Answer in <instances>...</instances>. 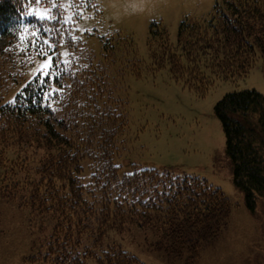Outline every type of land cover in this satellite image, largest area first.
Here are the masks:
<instances>
[{"label": "trees", "instance_id": "16d2710c", "mask_svg": "<svg viewBox=\"0 0 264 264\" xmlns=\"http://www.w3.org/2000/svg\"><path fill=\"white\" fill-rule=\"evenodd\" d=\"M31 4L0 0V38L9 39L3 51L17 66L11 79L23 81L28 68L44 58L42 50L56 57L60 75L36 74L14 103L2 102L0 92V193L29 208L31 220L53 222L50 238L33 255L35 264H146L105 242L130 224L153 231L155 248L167 257L197 262L201 248L228 226L231 201L199 176L148 167L120 173L117 159L129 120L109 68L132 61L128 38L120 44L106 38L97 61L71 33L61 10L57 19L42 20L29 15ZM150 33L153 66L168 65L178 81L203 96L216 81L243 78L259 56L264 60V0H221L207 16H186L177 45L157 21ZM46 39L55 41V50ZM62 42L69 47L68 64L59 56ZM132 62L139 74V61ZM1 84L0 78V90ZM214 110L226 135L234 184L254 214L264 197V93L229 92ZM33 144L45 150L39 158L30 152ZM13 148L19 151L8 158Z\"/></svg>", "mask_w": 264, "mask_h": 264}, {"label": "rangeland", "instance_id": "374dc122", "mask_svg": "<svg viewBox=\"0 0 264 264\" xmlns=\"http://www.w3.org/2000/svg\"><path fill=\"white\" fill-rule=\"evenodd\" d=\"M219 1L55 0L54 6V0H37L28 10L30 13L48 11L49 15L61 10L71 33L91 50L97 61L102 60L106 38L114 43L128 38L130 47L125 48L126 53L132 61H139L137 69L141 72L138 74L131 69L132 61L119 60L115 67L109 68L115 75L116 95L125 103L129 120L122 137L121 156L117 159L121 174L142 167L169 169L173 173L205 178L229 197L228 226L218 239L201 248L197 262L189 264H264V197L258 199L253 214L246 205L243 191L234 184L226 154V135L214 110L216 103L229 92L255 88L264 93V60L259 56L247 76L218 80L202 96L178 81L168 65L153 66L150 51L153 21L164 25L170 42L177 45L181 21L188 15L207 16ZM69 17L72 19H67ZM8 43L9 39L0 38L2 102L11 101L38 74L44 60L37 59L28 68L24 80L14 83L10 72L17 73V66L10 60L9 53L3 51ZM59 56L69 60V47L64 42L59 47ZM17 148L8 149L5 155L16 157ZM30 152L39 158L45 150L33 144ZM1 172L0 168V192ZM21 206L17 201L4 199L0 193V264H35L33 255L52 233V221L44 222L37 217L31 220L30 209ZM157 239L150 229L130 224L120 233H110L105 242L121 246L146 264H188L185 259H172L157 250Z\"/></svg>", "mask_w": 264, "mask_h": 264}, {"label": "snow or ice", "instance_id": "6c2138e0", "mask_svg": "<svg viewBox=\"0 0 264 264\" xmlns=\"http://www.w3.org/2000/svg\"><path fill=\"white\" fill-rule=\"evenodd\" d=\"M31 3H35L37 2V0H30ZM54 6H55V0H54ZM35 14L37 15L40 19H57L58 17L54 16V15H49L48 11H44L43 13H39V12H35V10L32 13H29V15ZM67 19H72L71 17L67 18ZM67 22V20L65 21ZM21 39H26V37H21ZM44 43L48 44L49 48H52L55 50L56 48V44L55 41L52 40H45ZM41 56L44 57V60L41 62L40 66H39V70H38V76L42 75L44 77H51V78H56L58 75H60V73H58L57 71H54V69L57 67V60L56 57L54 55H51L45 51H41L39 53ZM65 64H68L69 61L68 60H63L62 61ZM35 79V77H34ZM41 83H44V80L40 81ZM60 89H53L52 93L54 94L56 91H59ZM15 99H13V101H9V103H14Z\"/></svg>", "mask_w": 264, "mask_h": 264}]
</instances>
